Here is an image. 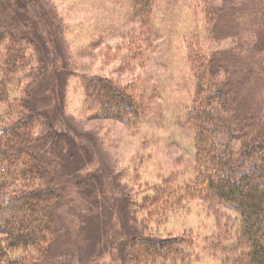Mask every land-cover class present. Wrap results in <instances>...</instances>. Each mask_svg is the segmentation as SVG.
<instances>
[{"label":"rangeland","instance_id":"1","mask_svg":"<svg viewBox=\"0 0 264 264\" xmlns=\"http://www.w3.org/2000/svg\"><path fill=\"white\" fill-rule=\"evenodd\" d=\"M212 1L207 23L200 0H158L156 33L140 58L142 39L130 0H0L2 24L27 37L11 94L53 130L37 153L47 181L61 192L56 235L34 264H133L127 245L142 230L189 234L190 264H227L223 248L229 243L220 234L238 225L231 205L190 200L160 223L137 211L162 180L175 178L184 186L195 177L193 132L185 125L194 90L185 38L193 30L220 80L232 84L238 118L256 119L264 130V0ZM91 77L148 99L149 110L136 127L97 115L83 83ZM122 189L132 193L127 202L120 199ZM105 210L110 222L103 219L91 229L86 218L102 219ZM89 229L97 235L88 246L81 232ZM215 242L222 251L211 247Z\"/></svg>","mask_w":264,"mask_h":264},{"label":"trees","instance_id":"2","mask_svg":"<svg viewBox=\"0 0 264 264\" xmlns=\"http://www.w3.org/2000/svg\"><path fill=\"white\" fill-rule=\"evenodd\" d=\"M200 1L206 5L201 11L208 23L213 1ZM157 4L158 0H130L131 19L139 23L138 38L142 39L140 58L149 51L148 36L156 33L152 22ZM197 34L193 30L185 38L186 59L194 79L185 125L193 132L195 177L184 186L175 178L162 180L160 187L141 199L137 211H146L148 221L160 223L190 200L229 204L239 215L235 230L225 229L220 234V239L229 243L223 248L226 263L264 264V130L256 119L238 118L232 84L220 80L218 66ZM25 38L0 19V264H34L47 255L56 235L61 200V192L47 181L37 153V147L48 138L45 133L52 131V138L53 130L40 113L25 112L23 99L11 94L23 66ZM83 83L101 118L123 122L131 129L149 110L146 97L126 96L123 87L106 79L91 77ZM122 192L121 201L132 198L131 191ZM110 206L118 208L114 203ZM105 212L102 219L88 216L87 225L92 229L103 219L110 222L112 215ZM81 235L86 237V245H94L96 233L92 235L89 229ZM131 239L127 247L133 264H190L194 256L189 234L161 236L142 230ZM211 247L222 251L217 242Z\"/></svg>","mask_w":264,"mask_h":264}]
</instances>
